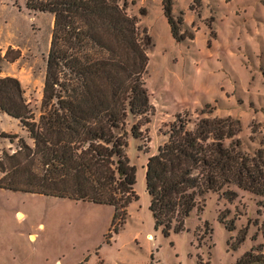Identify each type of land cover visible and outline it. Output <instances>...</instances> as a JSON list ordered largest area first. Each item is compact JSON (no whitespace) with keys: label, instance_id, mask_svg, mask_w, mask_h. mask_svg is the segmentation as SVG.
I'll return each mask as SVG.
<instances>
[{"label":"rangeland","instance_id":"1","mask_svg":"<svg viewBox=\"0 0 264 264\" xmlns=\"http://www.w3.org/2000/svg\"><path fill=\"white\" fill-rule=\"evenodd\" d=\"M162 3L120 0L151 38L146 86L152 110L142 139L129 138L138 199L125 221L117 225L111 205L0 188V264H234L264 244V197L234 185L228 189L237 192L235 199L209 193L183 231L165 234L146 189L148 158L167 140L178 113L192 120L230 118L237 132L228 143L264 151V0H173L175 17L183 14V30L193 36L182 42L173 38ZM53 22L50 13L28 10L25 0H0V73L20 80L36 114ZM2 132L32 142L10 116L0 119ZM17 142L0 136V157Z\"/></svg>","mask_w":264,"mask_h":264},{"label":"trees","instance_id":"2","mask_svg":"<svg viewBox=\"0 0 264 264\" xmlns=\"http://www.w3.org/2000/svg\"><path fill=\"white\" fill-rule=\"evenodd\" d=\"M25 1L28 10L53 15V32L38 114L19 79L0 77V111L18 120L32 141L0 133L18 141L0 157V188L111 205L122 224L138 199L129 138L142 139L152 110L146 86L151 38L120 0ZM162 5L173 38L193 39L183 30V14L175 17L173 0ZM233 125L230 118L192 120L186 112L169 123L167 140L146 165L149 208L165 234L183 231L209 193L235 199L237 192L228 189L234 185L264 197V151L228 143L237 132ZM234 264H264V244Z\"/></svg>","mask_w":264,"mask_h":264},{"label":"crops","instance_id":"3","mask_svg":"<svg viewBox=\"0 0 264 264\" xmlns=\"http://www.w3.org/2000/svg\"><path fill=\"white\" fill-rule=\"evenodd\" d=\"M0 35H1V32H0ZM12 36H14V35H12ZM252 38H254V37H252ZM0 41H1V39H0ZM0 51L1 52H3L2 50H1V45H0ZM4 53V52H3ZM0 77H6L5 75H2L1 73H0ZM2 112V111H1ZM2 117H4V118H6V117H8L5 113H0V119L2 118Z\"/></svg>","mask_w":264,"mask_h":264}]
</instances>
